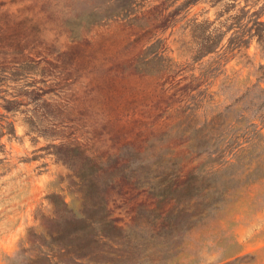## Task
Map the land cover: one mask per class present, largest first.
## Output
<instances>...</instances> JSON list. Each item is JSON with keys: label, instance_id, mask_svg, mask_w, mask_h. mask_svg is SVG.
<instances>
[{"label": "rangeland", "instance_id": "1", "mask_svg": "<svg viewBox=\"0 0 264 264\" xmlns=\"http://www.w3.org/2000/svg\"><path fill=\"white\" fill-rule=\"evenodd\" d=\"M184 1L141 5L170 11ZM107 2L0 0V264H29L36 250H20L28 230L43 232L42 217L53 215L51 193L81 214L76 171L86 157L121 166L107 205L126 229L89 264H264V143L237 152L218 176L231 179L221 198L165 243L137 247L136 237L153 231L139 223L143 214L150 221L144 209L153 198L122 184V155L152 171L157 154L177 156L184 171L211 165L214 153L184 143L191 128L202 127L209 151L264 136V52L256 40L240 51L224 40L194 58L196 22L224 24L238 7L257 9L264 0H197L161 29L103 19ZM151 44L158 61L135 70L134 58Z\"/></svg>", "mask_w": 264, "mask_h": 264}, {"label": "trees", "instance_id": "2", "mask_svg": "<svg viewBox=\"0 0 264 264\" xmlns=\"http://www.w3.org/2000/svg\"><path fill=\"white\" fill-rule=\"evenodd\" d=\"M195 1L197 0H185L172 5V10L167 11L166 6L162 4L145 8L141 5V0H108L107 12L103 19L122 18L132 25L150 24L161 29L169 26L179 11ZM263 15L264 4L257 9L241 6L238 7L237 13L228 16L224 24L196 22L194 26L202 28L195 35L198 45L194 58L213 53L224 40L226 45H233L240 51L248 48L250 41L255 39L264 52ZM197 29L194 27V30ZM152 49L153 44L146 48L142 56L134 58L132 66L135 70L142 67L147 70L152 63L158 61V56L153 55ZM259 67L263 68V65L260 64ZM201 130L202 127L199 126L191 128L185 133L184 143L189 149L199 152L208 150V153H214V157L211 158L212 164L208 167L202 162L184 171V166L179 163L177 156L167 159L157 154L154 162L156 168L152 171L150 165L149 167L147 164L142 165V162L132 165L131 159L122 155V184L139 187L153 198V205L144 209L151 215L150 221L145 214L140 216V219L138 216L140 224L151 222L154 226L153 231L148 236L136 237L135 243L138 248L139 245L146 246L153 238H160V243H165L174 237L171 234L173 229L192 226L197 219L199 207H212L221 198L223 188L220 186H224L231 179L227 178L220 182L218 176L238 161L237 152L264 143V136L258 133L253 140L244 141L243 146L232 141L223 147L217 145L209 151L202 147L205 140L200 136ZM13 132L14 129L10 126L8 133ZM145 150L146 148L135 150V155H141ZM120 168L117 161L112 166L106 160L97 161L91 157L84 159L76 171V183L82 201L81 214H77L60 194L48 195L53 215L42 217L43 232L28 230L26 238L28 246H22L20 250L22 252L33 248L36 250L29 256V264H89L91 258L102 254L101 247L108 243L107 239L116 240L120 233L124 237L126 229L116 224L107 205V192L120 183L116 173ZM128 251L122 248V255ZM113 254L119 255L121 252L115 249Z\"/></svg>", "mask_w": 264, "mask_h": 264}]
</instances>
